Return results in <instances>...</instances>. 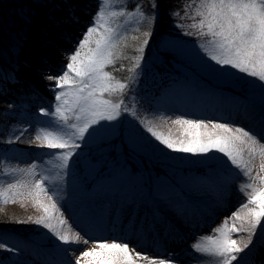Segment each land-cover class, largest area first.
I'll return each instance as SVG.
<instances>
[{
	"label": "snow or ice",
	"instance_id": "1",
	"mask_svg": "<svg viewBox=\"0 0 264 264\" xmlns=\"http://www.w3.org/2000/svg\"><path fill=\"white\" fill-rule=\"evenodd\" d=\"M102 2L104 6H98L92 23L86 28L74 51L65 54L67 63L62 71L58 75L52 74L50 70L41 73L44 79L51 82L48 89L53 93V105L39 109L41 116L50 119L47 121L48 130L42 128V134L35 137L42 141L38 147L61 150L58 158L62 161L60 168L63 170H70L73 164H79L83 149L88 148L86 159L89 172L119 189L129 184L137 190L142 189L144 172H147L149 181L154 183V190L150 189L147 196L126 199L121 210L127 212L134 226L140 224L153 229L166 228L176 220L185 219L194 210L198 195L209 191L226 193L235 170L237 176L250 181L243 183L240 188L247 198L246 202L241 204L240 210L215 227L213 234L202 236L201 242L194 243L192 249L202 256L216 257L219 264H242V254L253 245L257 232L264 234V175L253 176L250 167L251 160L257 155L264 159V143L261 142L264 141V127L260 132H255L242 126H233L230 122H206L181 114L172 119V123L183 126L182 137L171 138L154 130L148 118H138L135 106L128 104V96L132 92L131 81L143 72L141 62L158 18L159 0H148L147 9L142 3H136L134 10L120 7L118 11H105L106 8H112V2ZM49 5L50 0H21L11 19H0V36L6 37L0 43V93L6 94L10 87L20 85L19 56L27 41L28 30L37 10ZM51 7L63 12L59 17L50 14L49 22L54 30L78 23L72 0H61L59 5L51 4ZM189 7L194 9L191 14L188 13ZM183 12L184 15L180 16V12L173 8L171 14L191 21L188 27L192 31L183 34L200 38V49L216 66L208 64L206 67L221 75H231L224 72L225 68L235 70L254 78V84L260 82L257 86L264 90V0H199L198 3L193 0V4L183 6ZM133 16L138 17V23L146 22L149 30L141 33L142 39L132 36L133 40L138 41L135 48L137 55L127 68L132 75L127 81H122L115 72L125 70L123 64L117 66V61L126 58L123 53L127 47L126 37L121 34V25L112 24L117 17ZM169 47L165 44L166 50ZM174 59L175 55L166 62L170 63ZM13 107L15 105L11 103L8 105L9 109ZM126 115L136 119V123L150 134L154 142L152 153L159 150L164 160L170 161H176L177 157L167 155L165 150L191 157L193 159L187 163L208 167L206 179L188 177L174 165L158 167L147 151L149 141L138 139L132 131L127 138H121L119 127ZM261 122L264 124V114L261 115ZM260 168L264 172V163ZM152 173H155L154 177ZM47 179L41 176L35 181L34 191L29 192L43 214L35 219L29 216L27 220L16 223H31L51 233L59 242L57 251L64 257L61 264H81L82 260L83 264H136L141 253L135 252L134 259L131 253L135 249L129 247L127 240L97 242L95 247L84 251L70 247L81 241L87 245L90 238L82 229L73 231L71 227L67 230L62 227L68 225L69 221L64 218V205L49 194L50 189L43 183ZM257 182L261 187L255 186ZM16 187L17 183L7 185L8 189ZM41 194L46 197V203L40 199ZM4 197L6 193L0 192V198ZM5 202H8L7 199ZM245 209L247 211L242 216L241 210ZM230 219L240 221L241 226L236 227L235 222L230 226ZM241 232L247 233L246 238H233V233ZM6 239H0V251L16 254L19 249L8 244ZM78 251L79 255L75 256L74 261L69 258V253L75 255ZM143 259L148 264H166L164 259L149 260L146 255ZM172 259L176 264H183L175 257ZM46 264L57 262L48 261Z\"/></svg>",
	"mask_w": 264,
	"mask_h": 264
},
{
	"label": "rangeland",
	"instance_id": "2",
	"mask_svg": "<svg viewBox=\"0 0 264 264\" xmlns=\"http://www.w3.org/2000/svg\"><path fill=\"white\" fill-rule=\"evenodd\" d=\"M111 2L112 8H106L105 11H118L120 7L134 10L133 6L136 3H142L145 2V0H111ZM198 2L199 0H195V3ZM191 4H193V0H183V6ZM143 5L145 9L148 8V4ZM98 6H104L102 0L98 2ZM183 6L181 10L176 9L180 12V16L184 15ZM41 9L44 14L49 11L47 10L46 12L45 7ZM193 10V7H189L188 13L191 14ZM171 13L172 12L165 11L166 17L161 20L162 11H158V18L153 25V35L149 42L152 46L150 47V44H148L145 47L144 59L141 62L143 65V72L137 75L135 80L131 81L132 92L129 93L128 104L130 106H135L138 118H148L154 130L165 136H170L171 138L182 137L184 131L183 126L172 123V119L181 114H184L187 118L204 119L206 122L208 120L214 122H230L233 126H242L245 129H252L255 132H260L261 128L264 127V124L261 122V115L264 114V90H261L257 86L260 82L257 81L254 84V78L246 77L244 74L237 73L235 70L229 68H225L224 72H229L231 75H221L219 72L211 71L206 65L212 64L214 67L216 66L214 62L208 60L206 54L200 49V38L193 41L192 39H187L188 37L182 38L184 35L180 34V37L173 40L168 38V35L155 31L159 28L162 32H168L171 31V27L178 31H182V34L186 31H192V29L188 27L191 23L190 20L181 19L180 16L173 17ZM95 14L91 15V21L88 22L89 24L87 27L92 23ZM48 18H50V14ZM137 21L138 17L136 16L131 18L117 17L112 24V26L121 25V34L126 37L127 47L123 49L126 58L117 61V66L123 64L125 70L115 72L117 78L122 81H127V78L132 75L127 71V68L131 66L132 58L137 55L135 48L138 46V41L133 40L132 36L141 37L143 31L149 30V25L146 22L138 23ZM176 25H184V27H177ZM31 28L36 30V25L33 24ZM86 28L82 33H85ZM136 29H139V31ZM82 36H80L79 39H81ZM72 44L73 43H71L70 46ZM165 44L170 45L167 50L165 49ZM76 46L77 44L71 46L73 49L67 50V53L73 52ZM159 50L164 52L162 53ZM55 52L61 55L58 51L55 50ZM173 55H175L176 59L171 60L169 64L183 66L182 68L185 67L184 69L187 70L191 69L194 74L202 73V75L205 76L203 79H212V85L202 82L197 83V81H195L196 78L190 71L188 76L179 78L181 83L188 82L192 85L195 84L196 89L201 91L202 97L206 98L205 103L207 106H198L201 107L202 111H197L200 113H207V115H209L208 117H205L206 115L200 116L187 112V107L192 104L189 100L174 104L172 103L173 101L166 103L163 99L148 95L150 91H146L148 88L144 83L147 74L150 71H157L160 68H165L167 64L166 61ZM55 58L57 59V64L55 63V66L57 65L56 68L58 70L54 75H58L67 63V59L64 54L60 57L56 56ZM41 73L40 71V75ZM149 77L152 76L150 75ZM39 79L37 80L40 83H44L46 86L51 83L44 79L43 76ZM230 84L234 85V92L227 93L221 91L223 90L221 88L222 86H230ZM182 85L184 86L185 84ZM46 86H43V88ZM243 96L248 97L249 101L235 98ZM10 103L15 105V107L9 109L8 105ZM2 105L1 108L3 110L0 119L5 123V129L0 132V147H4L0 148V192H5L6 197L0 198V213L4 217L3 219L6 225L12 226L23 232L30 240H35L33 243H36V246L40 244L41 246L37 248V250L40 251L43 245L47 247V255L44 258L40 257L36 259L26 255V253L22 251H18L16 254L0 251V261H3V264H46L48 261H56L57 264H61L64 260V257L57 251L59 242L56 241L52 234L46 229L31 223H16V221L27 220L29 216L35 219L43 214L35 204L33 196L29 195V192L34 191L33 186L35 181L40 179L41 176L48 177L43 183L50 189L49 194L54 195L55 199L64 205L62 211L64 213V218L67 219L69 223L62 227H64L65 230L71 227L73 231L77 230V228L82 229L90 238V242L87 245H84L81 241L80 244L70 247H77L80 251H84L95 247L97 242H112L113 240L120 242L122 240H127L129 241V247H134L135 249L131 253L134 259L135 252L141 253V258L136 259V264H148V261L143 259L145 255L149 260L154 259L159 261L164 259L166 264H176L175 260L172 259L173 257L182 261L183 264L187 262H190L189 264H219L216 257L202 256L199 253H195L192 249V245L201 242L200 238L202 236L213 234L212 230L218 227L226 217H230L233 212L240 210L241 204L246 202L247 199L240 191V188L243 183L250 182L247 178L237 176L235 170H233L226 193L222 192L221 194H216L209 191L207 194L198 195L194 204V210L187 214V216L192 215L194 218L186 217L183 220H176L178 223H187V226H183L182 231L180 227L179 230L176 231L172 227L169 229L168 227L153 229L146 228L140 224L135 226L132 224L130 225L131 229H126L128 226L125 224L127 220L125 216L121 214L123 212L121 207L126 199L135 196L134 192H136L137 189L133 188L130 184L126 185L123 189H119L108 185L104 181V185L107 184L104 188L106 191L103 192V189H101V195L98 194L100 196L98 203L102 204L103 201H105V198L102 196L111 197L113 193L120 195L121 200L116 202L117 204L112 209V213L108 211L104 212L103 208L94 207V214H91L94 219V222H92L87 219L88 216H85V213L82 214L84 210L81 204L85 202L79 201L81 198L84 200L83 197H85H81V190L84 188L86 190V187L92 186L95 184V181L101 179L88 170V160L86 157L88 156L89 149H83L79 164H73L70 170H63L60 168L62 161L58 158L61 150H48L38 147L42 141L35 139L38 134H42V128L48 130L47 121H49L50 118L41 116L39 109L48 108L53 105V93L51 97H42L41 104H37L35 108L22 105L21 103H15L14 101H6ZM3 118L6 121H4ZM130 131L134 132L138 139L149 141L147 151L152 155V160L169 162V160H164L159 150L152 153L150 148L153 147L154 142L150 134L136 123V119L126 115L122 118L119 127L121 138H127ZM17 137H19V139H17ZM261 142L264 143V141ZM165 152L167 155L177 157L176 161L170 162L174 163L173 165L181 170L184 175L196 178L197 174L203 172V176L199 175L197 178L201 180L206 179V173L208 172L207 166L189 164L187 161L193 158L182 156L181 154L168 153L167 150H165ZM244 155L247 158V152H245ZM171 163L167 165H171ZM262 163H264V159L259 155L251 160L250 167H252L253 176L264 175V172H262L260 168ZM33 165H35L34 168ZM212 167L215 168L216 165L213 164ZM144 173L146 174L147 172ZM223 174L226 175L227 173ZM61 177H63V179H60ZM149 182V178L145 177V183L148 184ZM9 183H17V187L15 189H8L7 185ZM145 183L142 189L139 190L142 196H145L143 191L146 189ZM100 186L102 187V185ZM255 186L257 188L261 187L259 182H257ZM13 193H15V195H13ZM75 195L76 197H80L78 201ZM5 199H7L8 202H5ZM40 199L45 203L47 202L43 194H41ZM165 211H168V209H165ZM246 211V209L241 210V215L243 216ZM111 221L114 222L113 225L117 230H115V228L112 230L108 228L107 223H111ZM55 222L58 224V220ZM177 222L176 224H178ZM234 222L236 227L241 226L240 221H234L233 219L229 220V225L231 226ZM262 224H264V221H262ZM165 234H171L176 238L172 241L168 240L165 242L161 240L164 238ZM246 236L247 233L243 232L233 233V238L238 240L240 238H246ZM156 238H160V240L156 241ZM148 241L152 242L149 243ZM169 242H171L170 244L172 246L167 245ZM60 247L64 246L60 245ZM76 255H79V251L76 252L75 255L69 253V258L74 261ZM242 255L244 256L242 264H264V234L258 231L257 235L254 237L253 245ZM81 264H83V260Z\"/></svg>",
	"mask_w": 264,
	"mask_h": 264
},
{
	"label": "trees",
	"instance_id": "3",
	"mask_svg": "<svg viewBox=\"0 0 264 264\" xmlns=\"http://www.w3.org/2000/svg\"><path fill=\"white\" fill-rule=\"evenodd\" d=\"M21 0H0V19L2 20H8L12 18L13 11L17 8V6L20 4ZM27 2V0H25ZM98 2L100 0H72V3L75 6V12L78 16V23L70 24V25H64L61 27L58 31L54 30L52 25L49 22L48 16L49 14L54 16H61L63 15V12L59 9L53 10L51 7V4H57L59 5L61 3V0H50L49 7H45V11L49 10L46 14L43 13L42 9H38V13L36 14L35 20L33 24L36 25V30H33L32 25L28 30L27 35V41L24 44L23 50L20 53L19 56V64H20V85L16 87H10L8 92L6 94L0 93V118L2 113V104L6 101H14L15 103H21L25 106H32L33 108L37 107V104H41L42 97H51L52 92L49 91L48 85H44V83H40L37 79L41 78L42 75H40V71L43 72L44 70H50L52 74H55L57 72V65L55 66V63L57 59L55 58L60 57L61 55H65L67 53V50H72L73 47L78 43V39L80 36H82L84 33V29L89 24L88 22L91 21V15H94L96 11L98 10ZM143 4H148V0H145V2H142ZM179 3V4H178ZM160 8L158 11H162V18L165 19V11L172 12L173 8L181 10L183 6V0H159ZM133 6V5H132ZM178 6V7H177ZM134 7V6H133ZM165 7V8H164ZM96 8V9H95ZM180 8V9H179ZM95 9V10H94ZM145 24V23H143ZM164 27V26H161ZM142 29V28H141ZM170 29V28H169ZM171 31H161L159 28L155 31L162 33L164 35H168V38L175 39L177 37H180L182 34V31H178L171 27ZM35 34V36H34ZM34 36V37H33ZM188 37L187 39L198 40L199 37L197 36H188L184 35L182 38ZM35 38V39H34ZM6 40V37L0 36V43H3ZM29 40V41H28ZM73 43L71 46L70 44ZM150 47L152 46L151 43ZM48 46V48H47ZM56 51H58L61 55L57 54ZM161 51V50H159ZM162 53L164 51H161ZM62 58V57H61ZM57 64V63H56ZM165 68H160L157 71H150L147 74L146 80H144V83L146 84V87L148 88L146 91H150L148 95L153 96L154 98H160L163 99L164 102L168 103L170 101H173L172 103H183V101L189 100L192 102L187 108V111L191 112H198L202 111V106L206 105V98L202 97L201 91L197 90L195 87V84L192 85L190 83H181L179 81L180 77H185L189 75V71L192 73L191 69L187 70L182 68L183 66H174L172 64L167 63L165 65ZM188 68V67H186ZM39 72V73H38ZM152 77H149V76ZM192 75L196 78L195 81L197 83L202 82L208 85H212L210 79H203L205 76L202 75V73H197ZM40 80V79H39ZM182 84H185L184 86ZM43 86H46L43 88ZM234 85L230 86H222L221 88L224 92L231 93L234 92ZM192 92V93H191ZM194 94V95H190ZM185 101V102H186ZM205 104V105H200ZM201 106V107H198ZM4 117V116H3ZM4 121H6L3 118ZM4 122L0 119V132L4 130ZM1 146V145H0ZM3 147V146H2ZM0 147V148H2ZM4 148V147H3ZM152 151V148H150ZM156 152V151H155ZM160 153V152H159ZM146 159V158H145ZM157 163L158 167L160 165H167L170 164V160L167 163V161L162 162L159 160H153ZM174 163H171L173 165ZM151 167V164H149V168ZM203 172L196 175H202ZM148 173H144L145 177ZM152 176H155V173H152ZM100 179V178H99ZM97 180L95 181L92 186L86 187L83 190H81V197L83 199H86L88 197L96 201L95 199L98 198V194L101 192V189H103V192L106 191L104 188L107 185H104V180ZM102 185V187L100 186ZM104 185V186H103ZM100 187V191H99ZM144 194L147 196L149 194V190L154 188V183L149 182L148 184L145 183ZM84 192V193H83ZM134 195L139 197L142 196V194L137 190L134 192ZM80 198L79 196H77ZM75 195V198H77ZM120 199V197H117ZM88 205V208L92 206ZM1 205V204H0ZM125 213V211H123ZM4 217L0 213V239L7 238L6 242L8 244L13 245L14 247L18 248L19 251H22L26 253V255L31 256L32 258H44L47 255V247L43 245V248L39 251L37 248H39L41 245L38 244L36 246V243H33L35 240H30L29 237L24 234L23 232L19 231L16 228H13L12 226H8L4 223ZM3 220V221H2ZM173 227V225H169L168 229ZM37 250V251H36ZM1 256V253H0Z\"/></svg>",
	"mask_w": 264,
	"mask_h": 264
},
{
	"label": "bare ground",
	"instance_id": "4",
	"mask_svg": "<svg viewBox=\"0 0 264 264\" xmlns=\"http://www.w3.org/2000/svg\"><path fill=\"white\" fill-rule=\"evenodd\" d=\"M105 197H108V196H105ZM173 225H174V227L178 226L176 223H174ZM165 240L168 241V238L165 237Z\"/></svg>",
	"mask_w": 264,
	"mask_h": 264
}]
</instances>
